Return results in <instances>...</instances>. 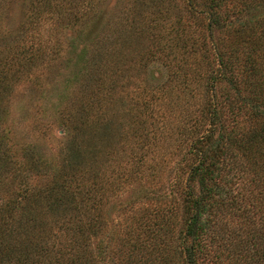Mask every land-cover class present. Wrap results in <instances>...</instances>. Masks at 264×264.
<instances>
[{
  "label": "trees",
  "instance_id": "trees-1",
  "mask_svg": "<svg viewBox=\"0 0 264 264\" xmlns=\"http://www.w3.org/2000/svg\"><path fill=\"white\" fill-rule=\"evenodd\" d=\"M62 66L61 160L0 158V264H99L116 247L125 264H264V0H0L1 131L21 87L41 94L36 70ZM116 123L119 157L80 146ZM21 166L44 177L22 195L6 181ZM133 185L103 237L104 203Z\"/></svg>",
  "mask_w": 264,
  "mask_h": 264
},
{
  "label": "rangeland",
  "instance_id": "rangeland-1",
  "mask_svg": "<svg viewBox=\"0 0 264 264\" xmlns=\"http://www.w3.org/2000/svg\"><path fill=\"white\" fill-rule=\"evenodd\" d=\"M47 15L48 16L44 17L41 21L40 25H38V28L35 29V31H38L36 34H38L42 40L47 38L46 29L49 25L48 19L50 13ZM65 38H67V42L72 41L73 32L66 29ZM53 69V73L45 67L39 68V72L36 70L37 73L42 75V79L45 80L42 92L39 90L41 94L38 96L34 93L35 91H27V87H21V93L11 98L7 114L3 115L5 121L2 126V131L4 133L0 129V158L4 159L5 155H8L12 161L9 162L12 168L22 165L21 163L24 161V150L27 151V149L30 150V152H28L30 156L34 155L37 161L41 162L43 169L39 170V172L45 170L48 165H56V163L61 160L63 151L67 149L69 140L72 138L70 137V132H61V128L58 126L59 123H62L59 119L60 116L57 112L52 110V106L59 102V96L66 94L67 88H65L66 85H64V80L66 79L65 77H67L68 67L62 66L58 70L56 68V71ZM52 76L53 80H51ZM156 77L159 78L160 76ZM5 108L6 104L3 105V110H5ZM72 122L76 124L75 119ZM116 125L118 124L116 123ZM119 128V125L118 128L114 127V130L111 129L106 135L100 134V131H95L93 133L90 131V134L85 135L80 140V146L88 147L86 150L88 151V155H91V151L99 153V150H102V153L104 150L100 147L101 142H99V140H102V144L106 143L110 145L111 148L115 149L116 157H119L121 153L118 154V152L126 148V145L124 146L122 142V133ZM94 143L97 145L96 148ZM152 144L153 143L149 145ZM138 147L144 149L141 145ZM146 148H148L147 145H145V149ZM156 149H158V147ZM123 156L124 154H122V157ZM105 158L104 156L103 159ZM90 161L91 162L87 161L86 163L98 169L102 168V172L107 171L109 168L104 161H101L97 157H91ZM11 177L12 175L6 179L7 182L12 180L11 191L13 193L19 192L21 195L23 191L30 190L32 186L38 187L44 181V177L34 175L32 172H26L22 166L17 178ZM169 180L173 182L174 176L170 175ZM184 184V180L181 181L179 191L184 187ZM137 190L138 188L134 185L122 187L117 195L112 196L110 201L104 203L103 211L106 224L103 225V237L106 238L113 230L115 224L122 221L119 213L129 204V200L137 195ZM168 191L169 188L167 192ZM112 209L114 210V214L109 215ZM94 253H96V255L98 253L96 246H94ZM97 260L100 262L99 264H101L102 261L103 264L105 262H109V264H125L120 247L118 249L116 247V251L114 253L112 252L110 255L108 254L104 259L97 256Z\"/></svg>",
  "mask_w": 264,
  "mask_h": 264
}]
</instances>
